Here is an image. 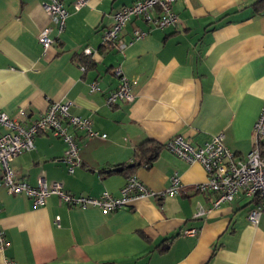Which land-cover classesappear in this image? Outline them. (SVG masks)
I'll return each mask as SVG.
<instances>
[{
  "label": "crops",
  "instance_id": "crops-1",
  "mask_svg": "<svg viewBox=\"0 0 264 264\" xmlns=\"http://www.w3.org/2000/svg\"><path fill=\"white\" fill-rule=\"evenodd\" d=\"M46 1L0 0V111L17 118L23 110L18 120L26 125L49 103L69 102V113L90 119L99 135L69 128L82 162L72 173L64 142L48 131L37 135L34 150L11 161L15 179L36 186L43 178L93 197L119 195L130 175L155 193L173 176L182 188L113 212L69 207L54 195L35 207L5 190L0 172V228L8 241L0 264H264V217L256 225L247 219L252 198L239 193L194 218L197 205H210L208 193L193 189L206 181L202 166L164 147L150 164L136 157L144 142L163 145L178 135L198 147L222 134L231 151L248 154L264 105V0H177L175 27L150 29L132 19L110 46L102 35L113 13L136 0H88L77 11L74 0H62L68 16L60 33ZM43 29L53 40L46 50L37 40ZM148 29L132 41L135 30ZM114 67L136 81L135 99L109 107L106 96L119 83ZM92 82L98 91H90ZM191 228L196 235L182 234Z\"/></svg>",
  "mask_w": 264,
  "mask_h": 264
},
{
  "label": "built area",
  "instance_id": "built-area-1",
  "mask_svg": "<svg viewBox=\"0 0 264 264\" xmlns=\"http://www.w3.org/2000/svg\"><path fill=\"white\" fill-rule=\"evenodd\" d=\"M87 1L74 0V9L80 10ZM175 1L177 0H136L131 5L123 6L113 13L110 28L103 32L102 45L115 44L124 26L136 18L141 19L150 29L163 30L175 27L178 23V17L172 9ZM43 10L56 25L58 32H62L68 16L63 1L47 0L43 4ZM150 29L135 30L132 41L142 40L149 34ZM49 32V29H43L37 36L43 50H46L53 42ZM118 47L122 48L124 45ZM83 53L90 56L93 52L85 48ZM84 69V66L81 67L82 71ZM111 73L119 83L107 94L106 105L111 107L117 102H133L135 95L131 89L136 81L126 77L120 67L112 68ZM89 87L91 92L99 90L95 82H92ZM69 107V102H51L38 119L26 125H22L18 120L25 117L23 110L18 112L17 118H12L0 111V128L3 129L0 133V172L2 185L10 195H24L32 200L35 207L44 206L47 199L54 195L60 203L69 207L80 209L92 207L104 212H113L128 206L133 200L175 194L182 188L179 177L173 176L168 187L155 193L135 175H130L121 187L119 195L114 196L104 191L93 197L67 193L60 183H48L43 178L39 179L36 186L17 181L11 161L20 154L34 150L35 137L47 131L64 142L66 149L63 162L69 173L82 165L76 137L69 132V128L82 130L88 137H96L99 134L92 130L90 119L70 114ZM100 136L104 138L105 134ZM252 136L253 146L243 157L225 145L222 134L215 135L210 141L198 147L192 146L180 135L170 138L163 144V147L177 158L188 163H199L206 173V181L197 184L193 189L200 193H208L210 205L207 207L197 205L193 214L194 218L203 217L221 204L233 201L239 193H243L254 201V207L247 216L250 224L256 225L260 217H264V105L254 123ZM196 233L197 229L191 228L184 230L182 234L194 236ZM7 246L8 241L0 228V251Z\"/></svg>",
  "mask_w": 264,
  "mask_h": 264
},
{
  "label": "trees",
  "instance_id": "trees-1",
  "mask_svg": "<svg viewBox=\"0 0 264 264\" xmlns=\"http://www.w3.org/2000/svg\"><path fill=\"white\" fill-rule=\"evenodd\" d=\"M161 148H163V145L155 144L152 141H149L148 143L144 142L140 146L136 157L139 158L140 156H143L144 158L140 160V162L150 164Z\"/></svg>",
  "mask_w": 264,
  "mask_h": 264
},
{
  "label": "water",
  "instance_id": "water-1",
  "mask_svg": "<svg viewBox=\"0 0 264 264\" xmlns=\"http://www.w3.org/2000/svg\"><path fill=\"white\" fill-rule=\"evenodd\" d=\"M117 171H121V168L116 169Z\"/></svg>",
  "mask_w": 264,
  "mask_h": 264
}]
</instances>
